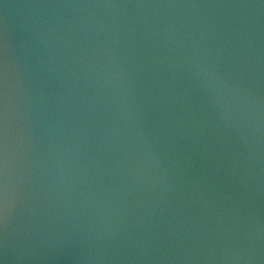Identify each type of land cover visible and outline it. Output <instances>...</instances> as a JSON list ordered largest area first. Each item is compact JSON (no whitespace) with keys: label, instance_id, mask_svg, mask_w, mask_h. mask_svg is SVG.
<instances>
[{"label":"water","instance_id":"water-1","mask_svg":"<svg viewBox=\"0 0 264 264\" xmlns=\"http://www.w3.org/2000/svg\"><path fill=\"white\" fill-rule=\"evenodd\" d=\"M0 99L3 264H264L262 0H0Z\"/></svg>","mask_w":264,"mask_h":264},{"label":"clouds","instance_id":"clouds-1","mask_svg":"<svg viewBox=\"0 0 264 264\" xmlns=\"http://www.w3.org/2000/svg\"><path fill=\"white\" fill-rule=\"evenodd\" d=\"M191 70L194 77L198 78L203 84L206 92H208L210 99L213 101L214 106L219 107L215 101L219 98L223 85L219 81V77L208 71L202 64L198 63L195 60H192L190 63ZM221 119H227V112L221 113Z\"/></svg>","mask_w":264,"mask_h":264},{"label":"snow or ice","instance_id":"snow-or-ice-1","mask_svg":"<svg viewBox=\"0 0 264 264\" xmlns=\"http://www.w3.org/2000/svg\"><path fill=\"white\" fill-rule=\"evenodd\" d=\"M262 2H264V0H262ZM2 108H3V102L2 99H0V110H2ZM4 214H5V209L3 206V202L0 201V222H2ZM0 264H3L2 260H0Z\"/></svg>","mask_w":264,"mask_h":264}]
</instances>
